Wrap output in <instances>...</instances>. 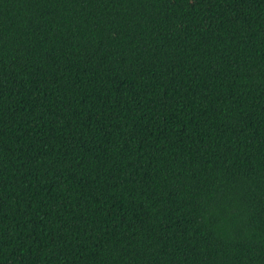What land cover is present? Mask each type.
I'll use <instances>...</instances> for the list:
<instances>
[{
    "label": "trees",
    "instance_id": "trees-1",
    "mask_svg": "<svg viewBox=\"0 0 264 264\" xmlns=\"http://www.w3.org/2000/svg\"><path fill=\"white\" fill-rule=\"evenodd\" d=\"M0 264H264V0H0Z\"/></svg>",
    "mask_w": 264,
    "mask_h": 264
}]
</instances>
